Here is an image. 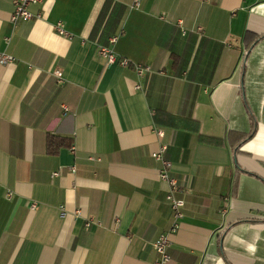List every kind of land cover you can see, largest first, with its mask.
I'll use <instances>...</instances> for the list:
<instances>
[{
  "label": "crops",
  "instance_id": "obj_1",
  "mask_svg": "<svg viewBox=\"0 0 264 264\" xmlns=\"http://www.w3.org/2000/svg\"><path fill=\"white\" fill-rule=\"evenodd\" d=\"M133 1L0 0V264H264V0Z\"/></svg>",
  "mask_w": 264,
  "mask_h": 264
},
{
  "label": "built area",
  "instance_id": "obj_2",
  "mask_svg": "<svg viewBox=\"0 0 264 264\" xmlns=\"http://www.w3.org/2000/svg\"><path fill=\"white\" fill-rule=\"evenodd\" d=\"M14 5V11L11 15V22L16 25L19 22H27L32 20L36 15L32 12L31 8L33 6L39 5L43 0H12ZM142 0H134L131 7L138 8L141 6ZM39 17V15H37ZM55 31L63 36H67L68 32L65 29L64 24L59 21L54 25ZM118 37L112 36L109 39L108 45L100 46L98 49V55L105 59L108 64H118L122 67H127L130 65V62L126 58L119 57L115 52L113 46L115 45ZM16 59L12 55L7 54L6 52H0V65H8L15 63ZM134 69L137 75L140 78H143L149 74H152V70L148 66L134 64ZM159 134H162L159 132ZM152 156L160 160L163 164V168L160 171L159 178L161 181L169 185V191L166 196L167 201L169 202L173 210V226L172 231L175 233L180 228V222L184 217L183 208L185 205L184 200L179 196L180 193V182L174 177L171 172V163L164 159L161 152L153 153ZM59 173H53V176H58ZM12 199L13 194L11 192L7 195ZM89 225V224H88ZM169 235H161L154 243L153 247L157 253V259L153 264H167L170 260V254L168 251L169 248Z\"/></svg>",
  "mask_w": 264,
  "mask_h": 264
},
{
  "label": "trees",
  "instance_id": "obj_3",
  "mask_svg": "<svg viewBox=\"0 0 264 264\" xmlns=\"http://www.w3.org/2000/svg\"><path fill=\"white\" fill-rule=\"evenodd\" d=\"M108 41L102 42L101 37H100V38H98L97 43L99 44V47H100V46L108 45ZM251 136H252V134L248 135V138H250ZM47 144H48L47 145L48 151L51 153L52 152L56 153L61 147H69V148L73 147L72 146L73 142L67 141L65 139H61L60 137H55V136H49Z\"/></svg>",
  "mask_w": 264,
  "mask_h": 264
}]
</instances>
